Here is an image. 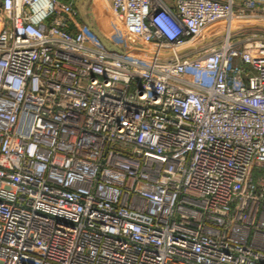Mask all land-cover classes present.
<instances>
[{
  "label": "built area",
  "instance_id": "1",
  "mask_svg": "<svg viewBox=\"0 0 264 264\" xmlns=\"http://www.w3.org/2000/svg\"><path fill=\"white\" fill-rule=\"evenodd\" d=\"M97 1L0 0V264H264V0Z\"/></svg>",
  "mask_w": 264,
  "mask_h": 264
},
{
  "label": "rangeland",
  "instance_id": "2",
  "mask_svg": "<svg viewBox=\"0 0 264 264\" xmlns=\"http://www.w3.org/2000/svg\"><path fill=\"white\" fill-rule=\"evenodd\" d=\"M97 2H98L97 0H88L86 2L85 4L86 14L92 17V21L94 22V24L98 25L105 32L107 31V28H108V22L104 21L97 15L96 13ZM75 20H77V18ZM206 31H207L205 32L206 39L204 40L206 45H213L222 39V33L215 32V35L212 36L211 31H208V30ZM235 32H236V36L234 37V40H238V39L243 38V36L250 35L251 33H254V32H258V34H264V27L256 26V25L249 26L247 28H244V29L242 28L241 30L239 31L237 30Z\"/></svg>",
  "mask_w": 264,
  "mask_h": 264
},
{
  "label": "water",
  "instance_id": "3",
  "mask_svg": "<svg viewBox=\"0 0 264 264\" xmlns=\"http://www.w3.org/2000/svg\"><path fill=\"white\" fill-rule=\"evenodd\" d=\"M88 0H75L74 5L79 11V16L84 22V24L89 27L100 39V41L104 44V46L108 49L116 50V51H122L120 47L112 43L107 37H105L89 20L87 14H86V9H85V4Z\"/></svg>",
  "mask_w": 264,
  "mask_h": 264
},
{
  "label": "crops",
  "instance_id": "4",
  "mask_svg": "<svg viewBox=\"0 0 264 264\" xmlns=\"http://www.w3.org/2000/svg\"><path fill=\"white\" fill-rule=\"evenodd\" d=\"M65 1L72 2V3L74 4V1H75V0H65ZM87 16H88L89 20L91 21V23H92L96 28H99L102 32H104L103 29H101L98 25L94 24V22L92 21V17H90L89 15H87ZM83 25H85V24H84V22L82 21V19H81L80 16H79L77 25H76V26H72V29H73V30H76L77 28H79L80 26H83Z\"/></svg>",
  "mask_w": 264,
  "mask_h": 264
},
{
  "label": "trees",
  "instance_id": "5",
  "mask_svg": "<svg viewBox=\"0 0 264 264\" xmlns=\"http://www.w3.org/2000/svg\"><path fill=\"white\" fill-rule=\"evenodd\" d=\"M217 23H218V22H217ZM217 23H216V24H217ZM213 24H215V23H213ZM213 24L208 25V28L213 27V26H214Z\"/></svg>",
  "mask_w": 264,
  "mask_h": 264
},
{
  "label": "bare ground",
  "instance_id": "6",
  "mask_svg": "<svg viewBox=\"0 0 264 264\" xmlns=\"http://www.w3.org/2000/svg\"><path fill=\"white\" fill-rule=\"evenodd\" d=\"M207 28H208V26H207ZM209 29V28H208Z\"/></svg>",
  "mask_w": 264,
  "mask_h": 264
}]
</instances>
